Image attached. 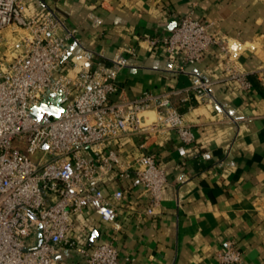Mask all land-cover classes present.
I'll list each match as a JSON object with an SVG mask.
<instances>
[{
    "label": "crops",
    "instance_id": "obj_1",
    "mask_svg": "<svg viewBox=\"0 0 264 264\" xmlns=\"http://www.w3.org/2000/svg\"><path fill=\"white\" fill-rule=\"evenodd\" d=\"M25 2L28 16L51 9L75 29L63 63L68 74L122 61L111 101L171 94L193 132L188 145L174 129L150 128L107 142L125 165L156 155L167 184L149 215L150 199L110 173L105 180L110 191L123 188L125 196L116 203L118 217L111 225L94 214L76 220L78 231L89 233L86 246L111 242L131 264H218L217 253L234 241L243 252L240 264H264V85L257 76L264 69V0ZM188 14L212 24L228 53L213 46L194 64L167 55L164 38ZM22 34L14 25L0 31L1 62L10 63L24 51ZM228 58L247 73L249 91L226 74ZM199 81L210 84L207 101L194 92ZM145 117L152 123L155 111ZM83 154L98 159L90 149ZM61 253L72 257L68 250Z\"/></svg>",
    "mask_w": 264,
    "mask_h": 264
},
{
    "label": "built area",
    "instance_id": "obj_2",
    "mask_svg": "<svg viewBox=\"0 0 264 264\" xmlns=\"http://www.w3.org/2000/svg\"><path fill=\"white\" fill-rule=\"evenodd\" d=\"M26 11L25 0H0V31L13 25L22 29L25 47L12 62L0 61V264H131L111 242L87 247L89 233L78 231L76 220L94 214L106 225L116 221V203L123 201L125 191H110L105 180L112 172L150 199L147 213L152 215L167 176L156 155H141L125 165L106 144L150 128L174 129L188 145L193 132L173 106L171 94L145 93L132 100L120 96L112 102L118 93L115 73L122 61L82 68L76 76L68 74L63 63L68 41L76 39L75 29L54 10L32 16ZM162 44L167 55L179 56L188 64L198 62L213 46L228 53L212 24L192 14ZM225 71L242 90L252 88L247 73L230 58ZM257 76L264 85V69ZM209 89V83L199 81L194 92L207 101ZM44 102L59 105L60 114L34 116V108ZM151 110L156 120L147 124L145 114ZM85 149L98 159L89 160ZM40 150L43 155L33 161L30 155ZM180 154L185 155L184 148ZM62 249L72 257L65 259ZM242 256L236 242L229 241L217 253L218 264H240Z\"/></svg>",
    "mask_w": 264,
    "mask_h": 264
},
{
    "label": "water",
    "instance_id": "obj_3",
    "mask_svg": "<svg viewBox=\"0 0 264 264\" xmlns=\"http://www.w3.org/2000/svg\"><path fill=\"white\" fill-rule=\"evenodd\" d=\"M34 116H39V112H47L50 115L58 116L61 112V107L57 104L48 105L47 103H42L40 106L34 108Z\"/></svg>",
    "mask_w": 264,
    "mask_h": 264
},
{
    "label": "rangeland",
    "instance_id": "obj_4",
    "mask_svg": "<svg viewBox=\"0 0 264 264\" xmlns=\"http://www.w3.org/2000/svg\"><path fill=\"white\" fill-rule=\"evenodd\" d=\"M16 27V26H15ZM16 29H18L17 27H16ZM19 30H22V29H19ZM23 48H24V50H25V47H24V44H23ZM24 52V51H23ZM22 52V53H23ZM21 53V54H22ZM43 155V151L42 150H40V151H38L35 155H30V158L33 160V161H38V159H40V157Z\"/></svg>",
    "mask_w": 264,
    "mask_h": 264
}]
</instances>
